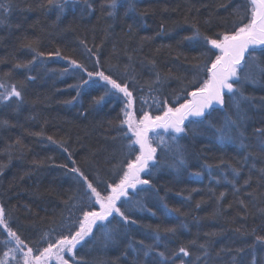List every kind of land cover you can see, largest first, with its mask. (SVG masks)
Returning <instances> with one entry per match:
<instances>
[{"label":"trees","instance_id":"16d2710c","mask_svg":"<svg viewBox=\"0 0 264 264\" xmlns=\"http://www.w3.org/2000/svg\"><path fill=\"white\" fill-rule=\"evenodd\" d=\"M59 3H63V12ZM131 3L135 4V11L129 10V0H117L115 9L108 6V0H58L53 5L47 0H0V82L16 84L25 99L18 111L14 97L0 105V120L9 122L0 126V164L5 165L0 170V203L10 215L13 227L32 241L39 240L43 232L52 228L60 230L70 213L69 197L77 190L73 175L60 167L63 164L72 167L68 153L48 141L47 136L65 142L77 166L91 175L98 173L102 178H108L111 165L121 154L122 141L117 128L122 100L107 96L97 104L94 98L104 92L101 81L85 85L77 96L76 89L70 86L87 76L70 65L69 60H76L92 71L99 57L100 70L129 82L137 108L141 97L149 105L154 96L171 99L174 91L178 92L192 79L194 66L202 65L206 59L200 54L210 48L202 38L194 37L192 25L196 24L202 35L214 37V33L232 27L236 19L231 15L232 10L237 4L243 5L244 0H131ZM221 4H228V8L220 7ZM109 12L113 15H108ZM209 19L211 26L205 23ZM30 41L45 56L28 67L14 68L17 62L32 60L34 53L23 46ZM57 50L60 56L55 55ZM254 55L264 67V52L257 48ZM150 61H155V69ZM157 71L162 77L160 84L153 83ZM252 71L258 70L253 68ZM29 76L34 79H27ZM157 88L159 93L155 91ZM243 91L251 102L242 105L249 119L243 122L241 131L246 137L245 143L251 146L244 150L238 141L221 143L214 130L206 125H190L180 141L186 150V168L169 167L172 156L158 149L160 171L153 179L158 195L155 192L141 194L143 202L155 215L149 212L134 215L138 223L130 226L127 234L123 225L113 221L109 227L117 230L115 243L106 242L102 232L94 229V239L79 252L85 264H139L144 257L138 256L129 243L136 248L140 247L141 240L146 245L151 244L150 236L158 225L161 229L176 228L175 233L161 231L159 248L166 257H172L175 264H180L181 259L185 264H233V253L227 249L238 248L245 242L251 244L254 240L251 235L242 238L243 232L250 233L255 228L257 235H264V212L261 211L264 185L257 183L259 169L264 168V153L260 152L255 135L257 128H264V78L260 84L244 85ZM225 101V110L231 113L228 96ZM224 115L225 111L217 110L209 119L219 125ZM41 131L42 136L33 134ZM171 134L160 132L165 140ZM17 138L22 149L16 146L7 150ZM249 153L248 163L239 178L241 185L249 168L253 164L255 168L252 187L241 193L249 208L247 219H241L238 213L243 210L238 207L227 180L233 178L230 166L240 168L242 157ZM204 165L212 166L219 184L209 177ZM199 171H204V175H191ZM221 191L226 192L220 202L223 210L217 204ZM248 191L255 196L252 203H249ZM229 203L231 208L226 207ZM164 204L179 212L166 214ZM242 224L245 227L236 231ZM211 232L216 235H205ZM201 243L208 244L207 257L199 249ZM180 247L188 248L190 256L173 257ZM6 251L8 248L0 243V259L15 264L11 254L4 256ZM250 252L246 249L237 256V261L243 257L245 264H251ZM256 259L257 264H264V252L259 247ZM156 260L164 264L159 257Z\"/></svg>","mask_w":264,"mask_h":264},{"label":"snow or ice","instance_id":"6c2138e0","mask_svg":"<svg viewBox=\"0 0 264 264\" xmlns=\"http://www.w3.org/2000/svg\"><path fill=\"white\" fill-rule=\"evenodd\" d=\"M47 2L49 5H53L58 3V0H47ZM116 2L117 0H108V6L115 9ZM58 6L63 12V3H59ZM220 7L227 9L228 4H221ZM129 10H136L135 4L131 3V0H129ZM108 15H113V12H109ZM231 15L236 17L232 27L214 33V37L202 35L196 24L192 25L194 37L202 38L206 45H210L206 52L200 54L206 57L204 63L194 66L196 70L192 79L178 92L174 91L171 99L154 96L151 105L141 97V105L137 108L136 97L133 90H130L129 82L125 79L114 78L111 73L106 74L104 70H100L99 57H97L92 71L76 60H69L70 65L80 69L87 76V79L82 78L80 83L70 86L76 89L77 96L80 95L81 89L85 85H89L90 82L98 84L99 81H103L101 86L104 88V92L99 98H94V101L99 104L107 96H117L122 100L121 118L117 128L118 136L122 141L121 154L111 165L108 178H102L98 173L91 175L77 166V162L72 159V154L65 147V142L56 141L52 136H47L48 141L58 144L65 153H68V160L72 167L69 168L68 164L60 165V167L67 169L77 184L76 194L69 197L71 204L69 216L66 218L67 222L62 223L60 230L52 228L43 232L39 240L32 241L18 228L13 227L10 215L5 211L4 204L0 203V237H3L0 239V243L8 248V251L4 252L5 257L11 254L15 264H52V261H55V264H85L79 252L90 240L94 239V229L102 232L106 242L115 243L117 230L109 227L113 221L123 225L124 234H127V229L138 223L134 219V215L149 212L154 216L155 213L147 208L141 194L155 192L158 195L159 189L153 183V179L160 171L158 149L160 152L172 156L173 162L169 167L177 170L186 168V150L180 141L187 135L190 125H206L209 129L214 130L216 139L221 143L238 141L239 147L244 150L251 146L245 143L246 137L241 131L243 122L249 119L242 105L251 102V98L244 95L243 88L246 84H260L261 78H264V67H261L254 55L258 47L264 52V0H244L243 5L237 4L233 8ZM205 23L211 26L212 21L209 19ZM129 27L131 28V26ZM194 37H185V39L191 40ZM142 39L149 38L143 37ZM33 43L30 41L23 45L34 53L32 60L27 63L17 62L13 65L14 68L28 67L45 56L44 52L33 47ZM88 51L92 50L88 49ZM47 55L51 56L52 53ZM55 55L60 56L59 50ZM150 63L155 69V61H150ZM253 68L258 71L254 73ZM94 77L98 80L93 79ZM27 79L31 80L34 77L29 76ZM163 79H167V77ZM161 81V74L157 71L153 83L160 84ZM0 90H2L0 91V105H5L14 97L15 110L18 111L25 103L24 95L21 90H18L16 84L0 82ZM152 91L153 89L150 87L149 93L151 94ZM155 91L159 93L160 89L157 88ZM225 96H228V102L233 109L231 113L225 110ZM75 99L76 97H73V100ZM217 110L225 111L223 122L219 125L209 119L212 113ZM8 124L7 120H0V126ZM161 129L172 133L167 140L160 135L158 130ZM33 134L42 136L43 132ZM255 135L258 148L261 153H264V128H257ZM16 146H19L18 150L23 147L19 138L14 144L8 145L7 150L10 151ZM250 155L249 153L242 157L240 168L230 166L233 178L227 180V183L232 187V194L236 198L238 207L243 210L238 213L241 219H247L249 212L248 203L241 198V193L252 187V170L255 168V164L249 168V174L244 178L242 185L239 178ZM3 167L5 165L0 164V170ZM203 168L208 170L209 177L216 180V183H220V179L213 175L211 165H204ZM259 173L257 183L264 185V168L259 169ZM191 175L201 177L204 175V171L194 172ZM224 179L227 177L224 176ZM209 191L213 190L209 189ZM225 196L226 192L221 191L217 197V204L221 210L224 206L220 202L224 200ZM247 197L249 203L255 200L251 191L247 192ZM163 207L168 215L179 212V209L168 208L167 204H164ZM226 207L231 208L232 204L229 203ZM261 211L264 212V209ZM117 218L119 219L117 220ZM244 227L245 225L242 224L236 231H240ZM161 231L175 233L176 228L161 229L158 225L150 236L151 244L146 245L141 240L138 242L140 247L136 248L131 242L129 243V247L138 256L144 257V260L139 264H160L156 257H159L164 264H175L172 257H166L163 251H159L162 246ZM256 231L253 228L250 233L243 232L241 234L242 238H246L248 235L254 236L251 244L245 242L238 248L227 249L229 253H233L231 255L233 264H245L243 257L237 261V256L244 253L246 249L251 250V264H257L256 251L259 247L261 252H264V235H257ZM205 235L212 236L216 233H205ZM191 243L195 244V241ZM199 249L204 257L208 256L207 243L199 244ZM221 251H225V249H221ZM179 254H182L183 257L190 256L186 247H180L178 253H173V257L179 259ZM17 257L19 258L17 259ZM0 264H9V261L0 259ZM180 264H185V262L181 259Z\"/></svg>","mask_w":264,"mask_h":264},{"label":"rangeland","instance_id":"374dc122","mask_svg":"<svg viewBox=\"0 0 264 264\" xmlns=\"http://www.w3.org/2000/svg\"><path fill=\"white\" fill-rule=\"evenodd\" d=\"M95 79H98V78H96V77H94ZM101 82H103V81H101ZM104 83V82H103ZM159 132H170V131H164V130H158ZM52 264H55V261H52Z\"/></svg>","mask_w":264,"mask_h":264},{"label":"bare ground","instance_id":"6f19581e","mask_svg":"<svg viewBox=\"0 0 264 264\" xmlns=\"http://www.w3.org/2000/svg\"><path fill=\"white\" fill-rule=\"evenodd\" d=\"M259 48V47H258Z\"/></svg>","mask_w":264,"mask_h":264}]
</instances>
